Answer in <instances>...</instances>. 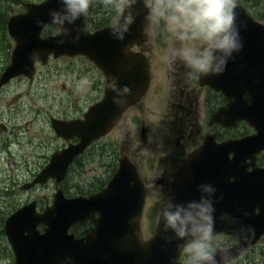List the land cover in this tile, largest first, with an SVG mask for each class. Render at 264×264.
<instances>
[{
	"label": "water",
	"instance_id": "water-1",
	"mask_svg": "<svg viewBox=\"0 0 264 264\" xmlns=\"http://www.w3.org/2000/svg\"><path fill=\"white\" fill-rule=\"evenodd\" d=\"M36 4L25 3V13L9 18L8 29L16 47L11 65L0 79V89L15 76H33L35 63H45L51 54L55 57L86 55L114 81L113 87L119 90L128 85L131 96L128 104L120 108L112 103L118 93L106 90L105 99L93 107L86 122L79 125L77 134L83 139L82 143L65 153L57 152L50 164L24 188L43 185L50 179L60 185L74 157L114 126L123 110L138 101L150 83L149 62L145 56L125 52L126 44L141 45L147 40L142 35L147 10L140 3L128 10L134 23L123 42L110 34L108 26L87 34L82 30L86 23L84 18L63 25L51 23V11L64 12L62 0ZM237 11L240 19L248 24L247 31H241L244 48L229 60L223 74L200 80L229 99L213 121L230 127L245 120L256 133L222 143L208 138L202 149L178 170L170 193L175 202H186L202 195L198 185H213L216 191L209 198L216 210L215 233L223 232L238 239L234 246L223 249L231 253L233 261L264 234V168L256 163L257 154L264 150V23L247 11L242 0ZM37 18L41 25L36 23ZM48 24L61 27L62 32L43 38V28ZM33 52H39L40 58L33 61ZM130 60L135 62L129 69ZM249 93L251 101L247 99ZM54 126L59 135H64L63 123L54 120ZM144 205V183L136 166L123 155L118 170L101 191L67 198L59 189L53 204L43 213L38 212L36 202H32L7 218L5 232L15 264H180L178 245L182 242L170 230L165 232L160 220L154 235L143 239ZM87 221L93 223L87 235L77 238L75 233H70L77 223ZM40 226L45 227L43 232ZM249 228L253 229L252 234ZM246 237L249 238L246 240Z\"/></svg>",
	"mask_w": 264,
	"mask_h": 264
},
{
	"label": "flooded vegetation",
	"instance_id": "flooded-vegetation-1",
	"mask_svg": "<svg viewBox=\"0 0 264 264\" xmlns=\"http://www.w3.org/2000/svg\"><path fill=\"white\" fill-rule=\"evenodd\" d=\"M111 18L112 12L102 0H93L87 18L90 30L108 25ZM56 27H47L44 36L55 34ZM8 40L13 47V40L10 37ZM154 41L161 45L162 35L153 36L141 46L132 48L133 52L149 60L151 81L146 93L123 112L120 121L107 135L93 140L74 157L70 165V170L94 168L103 160L112 166L116 152L127 155L145 184L146 200L149 196L157 198L156 203L150 206L146 203L144 209L151 220V231L155 219L160 216L162 202L172 191L176 172L186 159L201 149L208 137L214 136L220 143L255 132L253 127L240 120L231 127L213 123L214 114L228 104L226 95L202 84L198 77L186 79L187 70L183 66H171L166 73V82L160 81L159 77L156 79V69L163 63L157 59L158 53L154 54L147 48ZM11 49L0 48V51L6 52L5 58L0 61V77L11 62ZM159 51L162 52V49ZM62 79H67V82L64 81L60 87ZM81 80H87L88 86L78 90L76 85ZM107 81L108 77L101 67L86 55H51L47 63L36 64L33 78L17 76L0 89V166L36 170L31 173L26 171L22 176L20 172L13 176L10 173L5 179L1 194H6V197L3 196L0 203L3 216L13 208L14 203L7 204L6 201L16 198L19 184L24 194L50 185H38L28 191L21 189L49 164L55 153L83 141L76 127L78 123H85L86 115L105 98ZM14 84L16 89L12 90V97L4 102L10 94L8 88ZM54 120L63 123L64 135H59ZM154 122L157 124L155 130ZM257 164L264 167V150L258 154ZM25 199L26 202L36 201L40 211L51 203V199L46 200L45 197L29 196ZM216 237L215 243L221 248L237 243V239L226 234ZM262 242L264 235L260 240Z\"/></svg>",
	"mask_w": 264,
	"mask_h": 264
},
{
	"label": "clouds",
	"instance_id": "clouds-1",
	"mask_svg": "<svg viewBox=\"0 0 264 264\" xmlns=\"http://www.w3.org/2000/svg\"><path fill=\"white\" fill-rule=\"evenodd\" d=\"M48 0H46V3ZM112 12L108 24L110 34L123 42L125 35L134 23L129 9L140 3L147 11L144 16L142 35L147 39L163 36L166 47L160 60L169 67L180 65L185 68L186 79L221 75L226 71L229 60L244 48L241 31H247L248 24L241 20L237 11L239 0H102ZM64 12L51 11V23L63 25L90 16L93 0H62ZM40 3L37 2L36 6ZM36 23L41 25L37 18ZM90 34L86 22L82 29ZM62 28H57V35ZM63 43V41H59ZM131 42L125 45V52L132 53ZM33 52V61L40 58ZM135 61H129V69ZM109 77L107 92H117L112 103L120 108L128 104L131 88L124 85L121 89L113 87ZM88 86L87 80L77 82V89ZM251 101V94H247ZM202 192L199 199L177 203L170 195L159 209L160 224L165 232L171 231L183 253V264H233L230 252L220 249L215 243V207L209 198L216 191L212 184L198 185ZM207 194V195H205ZM133 221L135 218L133 217ZM252 234L253 229L249 228ZM249 237H246L247 240ZM175 261V258H173Z\"/></svg>",
	"mask_w": 264,
	"mask_h": 264
},
{
	"label": "rangeland",
	"instance_id": "rangeland-1",
	"mask_svg": "<svg viewBox=\"0 0 264 264\" xmlns=\"http://www.w3.org/2000/svg\"><path fill=\"white\" fill-rule=\"evenodd\" d=\"M31 1H37V0H31ZM2 7L6 8V10L9 12L8 15H13V14L20 13V12L23 11V8L21 7V4L19 2H11L9 0H5L2 3ZM0 29H1V27H0ZM153 45H154V47H153ZM164 47H166V44L164 42V38H163V41H162L161 45H159V46H158L157 42H155V41H154V43L150 42L148 44V46H147L148 49H150L151 51H154L153 52L154 54L158 53L157 59H159V60H160V54H161L159 49L163 50ZM0 48H1V50L3 49L2 42H0ZM5 55H6V52L0 51V61H1V58H5ZM169 68L170 67H168V65H165L164 63L159 65L157 67V69H156V79L159 77L160 81L166 82L167 81L166 73L169 70ZM64 81L67 82V79H62L61 80L60 87H62L64 85V83H63ZM22 88L25 89V87H22ZM22 88H20L19 90H21ZM15 89H16L15 84L12 85L10 88H8V90L10 91V94L7 95L4 98V102H5V100L9 99V97L10 98L12 97V90H15ZM4 102L2 103L3 105H4ZM156 128H157V124H156V122H154L153 130H155ZM26 171H29L31 173L32 171H36V170L18 168V167H11V166L3 168V167L0 166V203L3 200V196L1 194V190H2V187H5V185H3V183H4L5 179H7V175H9L11 173L12 176H13V174H16V173L20 172V174L22 176L23 174L26 173ZM106 171H107L106 167H102V166H99L97 168L91 167V168L84 169L81 172V174L78 173V175H75L74 177H75L76 181L78 182V184L80 186L82 185L83 188L86 190L88 188L86 186L87 184H84L85 181H87V180H89L91 178H94L95 176H98V177H101V175L107 176V173H105ZM16 189H17L18 195L15 196L16 198H14V199L10 198L8 201H6L7 204H9V202L12 201L14 203V206L18 205L19 203L24 201V199L26 197H29V196H34V197H37V198L45 197L46 200H48L49 198L50 199L52 198L53 193L55 191L53 185H50L48 188L40 189V190H38V191H36L34 193H30V194L22 193V191L20 190V184L16 187ZM156 201H157V198L155 196H151V197L149 196L147 205L150 206V205L156 203ZM5 218H6V216H3L1 214V211H0V227H1V223L3 222V220ZM155 222H156V219H155ZM150 228H151V220H150V217L147 216V217H145L143 219V230H144L143 233H144L145 237H148L150 235ZM0 242H2V240H0ZM257 249L258 250H254V251L251 252V254H253V253L255 254L254 255L255 257L257 256L256 257L257 258L256 261L254 263H252V264H264V256H262L263 254H260V252H259L260 249L259 248H257ZM0 250H2V249L0 248ZM254 256L252 255V257H254ZM0 264H14V257L12 258L10 255L2 254V252L0 251ZM248 264H250V263H248Z\"/></svg>",
	"mask_w": 264,
	"mask_h": 264
},
{
	"label": "trees",
	"instance_id": "trees-1",
	"mask_svg": "<svg viewBox=\"0 0 264 264\" xmlns=\"http://www.w3.org/2000/svg\"><path fill=\"white\" fill-rule=\"evenodd\" d=\"M4 1L5 0H0V24L6 23V18L9 14V12L6 10V8L2 7L1 3H3ZM12 1L21 2V0H12ZM243 3L246 6V8L248 9V11L256 19L264 22V0H243ZM244 134H246L245 131H244ZM116 163H117V161L115 160V166L112 165L113 167H109V169L107 170V176L106 177L96 179V181H90L88 183L89 185H87L88 189L85 190L82 186L79 187L75 182H71L70 184L66 183V185L64 187L65 191L67 193H69L70 188L76 187L77 190H76L75 194H77V193L85 194V193L97 191V190L103 188V186L106 184V181L115 172ZM79 171H80V169H75V170H73V173L79 172ZM90 226L91 225L89 223H84V224H80V226L76 227L74 230L78 235H82V234H85L89 230ZM0 240H2V242H0V248L2 249L0 251L2 252V254L10 255L12 257L13 255H12L11 249H10L6 239H5V234H4L3 229L0 230ZM261 249L264 250V247H261ZM263 254H264V252H263ZM237 264H243V261L241 260V261L237 262Z\"/></svg>",
	"mask_w": 264,
	"mask_h": 264
}]
</instances>
